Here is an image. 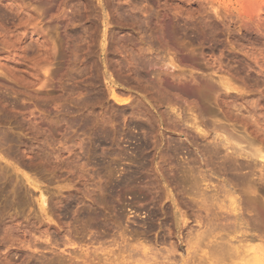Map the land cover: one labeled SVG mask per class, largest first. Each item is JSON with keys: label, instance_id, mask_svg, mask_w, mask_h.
<instances>
[{"label": "rangeland", "instance_id": "rangeland-1", "mask_svg": "<svg viewBox=\"0 0 264 264\" xmlns=\"http://www.w3.org/2000/svg\"><path fill=\"white\" fill-rule=\"evenodd\" d=\"M226 138L264 155V0H0V264H55L70 242L107 241L133 221L151 222L141 242L165 248L198 229L202 194L236 200L221 202L251 229L264 216V160L216 145ZM83 215L94 225L75 239ZM262 228L250 232L259 241L219 233L238 252L229 264L264 256Z\"/></svg>", "mask_w": 264, "mask_h": 264}, {"label": "bare ground", "instance_id": "bare-ground-1", "mask_svg": "<svg viewBox=\"0 0 264 264\" xmlns=\"http://www.w3.org/2000/svg\"><path fill=\"white\" fill-rule=\"evenodd\" d=\"M146 22V21H145ZM183 25V24H182ZM188 25H189V23H188ZM184 27V26H183ZM183 27L182 26H180V28H182L183 29ZM188 27V26H187ZM179 28V27H178ZM179 28V29H180ZM189 28V27H188ZM187 29V28H186ZM164 31H166V30H164ZM170 31V30H169ZM168 30H167V32H169ZM182 31V30H181ZM187 31H189V30H187ZM182 32H184V33H187V35H188V32H185V30L184 31H182ZM181 32V33H182ZM164 33V32H163ZM166 33V32H165ZM164 33V34H165ZM172 33V32H171ZM178 33H180V32H178ZM177 33V34H178ZM183 34V33H182ZM166 35V34H165ZM164 35V36H165ZM172 35V34H171ZM180 35V34H179ZM185 36V35H184ZM190 37V36H189ZM190 39H193L192 41H195V40H197V39H195L194 38V36H193V38H190ZM195 39V40H194ZM150 44V43H149ZM151 45V44H150ZM153 45V44H152ZM136 57V56H135ZM134 62H135V60H133ZM140 62H142V63H140ZM147 63H149V62H147ZM147 63L145 62H143L142 60L141 61H139V63H137V69H139L140 70V78H142V77H144V75H145V69H147L146 68V65H147ZM156 63V62H155ZM154 63V64H155ZM149 65H150V63H149ZM151 66V65H150ZM150 68V67H149ZM135 69V68H134ZM134 69H132V70H134ZM139 73V72H138ZM136 75L137 76H139L137 73H136ZM223 84H225V83H223ZM186 88V87H185ZM182 89L183 91H181V92H183V95L186 97V99L187 98H189V99H193V98H195V97H197V95H196V93L194 92V89H192L191 87V89H189V86L186 88V89ZM225 89L226 90H231V88H229L227 85H225ZM167 90V89H166ZM168 91H170V90H168ZM115 95V94H114ZM181 95V94H180ZM182 96V95H181ZM183 96V97H184ZM115 100H116V97H113ZM118 99V98H117ZM119 101H120V97H119ZM125 102V101H124ZM189 122V121H188ZM186 124H188V123H186ZM137 126V125H136ZM196 126H197V124H196ZM138 129H142V126L141 125H138ZM214 131V130H213ZM232 139V138H231ZM230 138H226V139H224V140H216V145L219 147H222V148H225V150H230L231 151V153H232V155H245L246 157H248V158H254V159H261V160H264V155H262V150L260 151V150H258V148L259 147H257V150H256V148H255V150L253 151V152H250V151H248L247 152V150L245 151L244 149H242V148H239V150H236L235 148H236V146H238V143H237V145L235 146V145H232L231 143H234V142H232V140H231ZM209 140V139H208ZM215 141V140H214ZM213 141V142H214ZM100 142V141H99ZM238 142V141H237ZM101 143V142H100ZM239 143H240V141H239ZM242 143V142H241ZM103 144V143H102ZM243 144V143H242ZM100 145V144H99ZM215 145V144H214ZM215 145V146H216ZM252 145V144H251ZM101 146V145H100ZM140 146L142 147V146H144V147H146V142L145 141H142L141 143H140ZM216 146V147H217ZM235 146V147H234ZM248 146V145H247ZM140 147V148H141ZM143 147V148H144ZM211 147V146H210ZM0 148H1V146H0ZM245 148V147H244ZM249 148V147H248ZM252 148H254V147H252ZM251 148V149H252ZM2 149V148H1ZM219 150V149H218ZM216 151V150H215ZM214 151V152H215ZM1 153H3V152H1ZM9 154V153H8ZM7 154V155H8ZM102 154V153H101ZM228 153H226V155H227ZM229 155H231V154H229ZM98 156V155H97ZM214 156V155H213ZM93 157V156H92ZM230 157V156H229ZM229 159V158H228ZM97 161V160H96ZM101 161H103V160H101ZM95 162V161H94ZM250 164V163H249ZM248 164V165H249ZM233 165V164H232ZM261 165V164H260ZM259 166V165H258ZM106 167V166H105ZM225 167V166H224ZM253 167H254V165H253ZM264 167V166H263ZM104 168V167H103ZM232 168V167H231ZM257 168H259V167H257ZM105 169V168H104ZM254 170H255V168H253ZM262 169V168H261ZM248 170H250V169H248ZM263 171V170H262ZM134 173V172H133ZM130 174H132V173H130ZM129 179V177H126V178H124V179H121V180H119V181H117V182H114V183H112V185H110L111 186V189L110 190H112V189H117V188H124L125 186V188H127V184H128V179ZM132 178V177H131ZM232 178V177H231ZM236 179L238 178L239 179V183H240V181H242V179L240 178V177H235ZM244 178H246V177H244ZM194 179V178H193ZM192 179V180H193ZM234 179V178H233ZM241 179V180H240ZM130 180V179H129ZM185 180V179H184ZM195 180V179H194ZM33 181V180H32ZM131 181V180H130ZM187 181V180H186ZM190 181V180H189ZM232 181H234V180H232ZM243 181H244V179H243ZM245 181H246V179H245ZM244 181V182H245ZM199 182V181H198ZM31 183V182H30ZM182 183V182H181ZM188 183V182H187ZM230 183H232V182H230ZM230 183H229V185H230ZM234 183H238L237 181L236 182H234ZM243 183V182H242ZM31 184H33L34 186L37 184L36 182H32ZM186 184V183H185ZM244 184V183H243ZM183 185V184H182ZM195 185V184H194ZM225 185V184H224ZM227 185V184H226ZM225 185V186H226ZM232 185H233V183H232ZM245 185V184H244ZM109 186V187H110ZM192 186V185H191ZM237 186V185H236ZM129 187V186H128ZM186 187V186H185ZM194 187H196V186H194ZM221 187H223V184L221 185ZM239 187V186H238ZM220 188V187H219ZM223 188H225V187H223ZM227 188H228V186H227ZM119 189H117V190H119ZM197 189V188H196ZM195 189V190H196ZM230 189V188H229ZM123 190V189H122ZM194 190V189H193ZM42 191V190H41ZM40 191V194H39V197H38V200H37V203H38V209L42 212V214H44V215H47L48 213H47V208H45V203H46V200H45V197H44V194L42 193ZM119 191H121V189L119 190ZM190 191H192V188H191V190ZM220 191H223V190H219V192ZM116 192V191H115ZM228 193V191L226 190V191H223L222 193ZM184 193H186V192H184ZM190 193V192H189ZM194 193H196V192H194ZM222 193H220V194H222ZM229 193H231L230 191H229ZM117 194H119V193H117ZM187 194V193H186ZM197 194V193H196ZM201 194V193H200ZM204 194H205V192H204ZM225 194V195H226ZM233 194V193H232ZM232 194H230V195H232ZM203 195V194H202ZM200 195L199 197L198 196H194V198H197V199H194L193 197V199H192V203L191 204H194V203H199V207H200V209L202 208L203 209V211H202V209L200 210L199 209V211L200 212H204L205 211V213L203 214V215H201V214H198V212H197V214L196 213H194V215H193V219H194V224L195 225H197L198 227V229H192V228H189L188 229V233L187 232H185V233H187V236L186 237H183V238H179L178 237V240L177 239H175L174 237V239L175 240H177V242H173V240L171 241V240H169L170 242H168L167 241V246L168 247H166V245H165V243L163 242V245H165V248H158L160 245H161V247H162V243H160V245L158 246V244H156L158 247H156V245H154V243H153V245H154V247L152 246V247H150L149 246V242L148 241H146V242H144V239H142L143 241L141 242L140 241V239L139 238H141V237H139V238H137L136 236H138V234L139 235H143L144 236V234L150 229V227L152 226L151 225V222H150V224L148 225V224H146V223H142V224H140V223H138V222H135V221H133L132 222V225L133 226H135V228L136 227H138L137 228V230H135V229H133V228H131V230H122V231H116V234L115 235H112L110 238H108V240L107 241H105L103 238H106V237H108V235L106 234V232L104 231V233L102 232L101 233V235L100 236H96V238L98 239V240H96V238H95V242H96V245L94 244V243H91V244H88V245H90V246H77V242H74L72 239H71V241H73V242H70V240L68 241V243L70 242V244H68L69 245V247L68 248H70V250L68 249V250H66V252L67 251H70L69 252V254H68V252H67V257H65V258H67V262L66 261H64L63 262V260H65V258L63 259V260H61L62 261V263H64V264H229V262H232V260L235 258V256H236V254H238V252H237V250L235 249L236 247L235 246H233L232 244V246L230 245V247H229V245H228V243H229V241H227L226 239H224L221 235H219V233L221 232V231H223V232H225V230H229V229H232V232H234L235 234H237V233H239L240 234V232L242 233V235H243V237L245 238V239H251L250 241H252V240H257L258 239V241H259V237H261V235H259V237L258 238H256V237H254V235H253V239L252 238H250V236H251V234H250V232L253 230H258L259 231V229H260V231H261V228H262V226L264 225H262V221H264V220H262L261 218L263 217V219H264V216H259L258 214H259V212L257 213V211H256V217H254L253 215V217H254V220L255 221H257L256 223H255V225H253V224H251V229H249L248 230V228H244L245 226H244V224L246 223H243V221L242 220H240L239 219V216H238V214H230L229 215V213H232V211L233 212H236L237 213V209H236V207H234L233 209H231L232 211H230V209L228 208V207H226V204H224L223 202V200L224 199H227L228 200V195H226V197H223V194H222V197H223V200L221 199V201H223V202H221L220 200L218 201L217 200V198H214V196H213V198L215 199V201H213L214 199L213 198H210V197H205V195ZM217 195V194H216ZM229 195V196H230ZM190 196V195H189ZM188 196V197H189ZM209 196V195H208ZM220 196V195H219ZM234 196V195H233ZM117 197V196H116ZM187 197V198H188ZM217 197V196H216ZM107 198V197H106ZM111 198V197H110ZM219 199H220V197H218ZM103 199V198H102ZM101 199V200H102ZM120 199V198H119ZM234 199V198H233ZM34 200V199H33ZM181 200V199H180ZM189 200H191V197H190V199ZM231 200V199H230ZM230 200H228L229 202H233V201H236V200H232V201H230ZM177 201V200H176ZM227 201V202H228ZM97 202V201H96ZM110 202V201H109ZM183 202V201H182ZM181 202V203H182ZM191 202V201H190ZM189 201L187 202L186 201V204H184V206H186L185 208H187L188 206H189V204H187V203H190ZM237 202V201H236ZM35 203V202H34ZM106 204V203H105ZM109 204V203H108ZM180 204V203H179ZM232 205H233V203H231ZM235 204V203H234ZM242 204V203H241ZM96 205V204H95ZM103 205V204H102ZM174 205H175V203H174ZM111 206V205H110ZM183 206V207H184ZM192 206H194L195 208H196V206H198L197 204H194V205H192ZM252 206V205H251ZM250 205H249V207H251ZM180 207V206H179ZM190 207V206H189ZM194 207L192 208V209H194ZM70 208V207H69ZM176 208H178V207H176ZM191 208V207H190ZM243 208V207H242ZM242 208L240 209V211L242 210ZM189 209V208H188ZM196 209H198V207L196 208ZM246 209H247V206H246ZM178 210V209H177ZM248 210H252L251 212L252 213H255V212H253V208H250V209H248ZM66 211H68L67 209H66ZM194 211V210H193ZM196 211H198V210H196ZM196 211H194V212H196ZM227 211H230V212H227ZM85 212V211H84ZM190 212H192V211H190ZM199 212V213H200ZM242 212V211H241ZM247 212V211H246ZM83 213V212H82ZM89 213V212H88ZM85 214V215H87L88 217H89V214ZM182 213V212H181ZM67 214V213H66ZM65 214V215H66ZM69 214V213H68ZM79 214V213H78ZM92 214V213H91ZM193 214V213H192ZM240 214V213H239ZM263 214V213H262ZM85 215H83V217L82 218H86V219H81V228L79 229V228H75V227H73L74 228V230H71L72 229V227H70L69 228V230H71V231H73L72 232V234L74 235V237H75V239H77V238H79V237H81V236H78L77 237V235H79L78 234V231H83L84 230V228H85V226L86 225H88L87 224V222H85L86 220L88 221L89 219H88V217L87 216H85ZM98 215V214H97ZM233 215V216H232ZM260 215H261V213H260ZM80 216V215H79ZM78 216V217H79ZM85 216V217H84ZM93 216V215H92ZM179 216V215H178ZM251 216V217H252ZM68 217V216H67ZM76 218H78L77 216H75ZM81 217V216H80ZM94 217V216H93ZM98 217V216H97ZM166 217V216H165ZM183 217V216H182ZM184 217H186V214L184 215ZM242 217H244L243 215L241 216V219H243ZM91 218V217H90ZM142 218H144V217H142ZM179 218H180V216H179ZM178 218V219H179ZM187 218V217H186ZM190 218H192V217H190ZM247 218V217H246ZM182 219H184V218H182ZM76 220V219H75ZM80 220V219H79ZM78 220V221H79ZM118 220V219H117ZM124 220V219H123ZM180 220H181V218H180ZM180 220H178V222L180 221ZM186 220L187 219H185V221H181V224L180 225H184L185 226V224H186ZM244 220V219H243ZM251 220V219H250ZM250 220H249V222H250ZM252 220H253V218H252ZM251 220V221H252ZM262 220V221H261ZM54 221V220H53ZM95 221V220H94ZM94 221H92V222H94ZM189 221V223L191 222L190 220H188ZM245 221V220H244ZM261 221V222H260ZM2 222V221H1ZM88 222H91V221H88ZM92 222H91V224H92ZM103 222V221H102ZM130 222V221H129ZM247 222H248V218H247ZM254 222V221H253ZM126 223V222H125ZM188 223V222H187ZM252 223V222H251ZM257 223H261L260 225L261 226H259V224H257ZM264 223V222H263ZM104 224V223H103ZM127 224H128V221H127ZM247 224V223H246ZM249 224V223H248ZM5 225V224H4ZM73 225V224H72ZM93 225H94V223L91 225L92 227L91 228H93ZM121 225V224H120ZM166 225V224H165ZM183 225H182V227H183ZM250 225V224H249ZM249 225H247V226H249ZM253 225V226H252ZM256 225H258L259 227H257ZM71 226V225H70ZM146 226L149 228L147 231H144V228H146ZM90 227V226H89ZM127 227V226H126ZM126 227H124V229L126 228ZM189 227V226H188ZM130 227H128V229H129ZM166 228V227H165ZM169 228V227H168ZM185 228H187V227H185ZM259 228V229H258ZM78 229V230H77ZM88 229V228H87ZM90 229V228H89ZM138 229H143L142 231H140V230H138ZM147 229V228H146ZM145 229V230H146ZM183 229V228H182ZM181 229V230H182ZM264 229V226H263V228H262V230ZM4 230V229H3ZM217 230H219V231H217ZM256 230V231H257ZM9 231V230H8ZM71 231H68V232H71ZM88 231V230H87ZM85 232V230H84V232L85 233H88V232ZM92 231V230H91ZM186 231V230H185ZM252 231V232H253ZM2 232V235H3V233H4V231H1ZM94 232V231H93ZM251 232V233H252ZM6 233V232H5ZM9 233V232H8ZM80 233V232H79ZM91 233V232H90ZM97 233V232H96ZM148 233V232H147ZM146 233V234H147ZM227 233V232H226ZM259 233V232H258ZM71 234V236H73ZM100 234V233H99ZM104 234H106V236L105 237H103V235ZM168 234V233H167ZM222 234V233H221ZM234 234V235H235ZM253 234V233H252ZM2 235L0 234V236L2 237ZM6 235V234H5ZM10 235V234H9ZM69 235V234H68ZM88 235V234H87ZM170 235V234H169ZM181 235V234H180ZM225 235H227V234H225ZM233 235V236H234ZM241 235V234H240ZM242 235H241V237H242ZM4 236V235H3ZM148 236V235H147ZM146 236V237H147ZM163 236V235H162ZM165 236H167V235H165ZM164 236V237H165ZM174 236V235H173ZM263 236L264 235H262V238H263ZM77 237V238H76ZM90 237V236H89ZM94 236L92 235V238H93ZM99 237V238H98ZM145 237V236H144ZM150 237V236H149ZM227 237H229V236H227ZM4 238V237H3ZM6 239H7V236L5 237ZM69 238H71V237H69ZM68 238V239H69ZM87 238V237H86ZM91 238V237H90ZM159 238V237H158ZM162 238V237H161ZM230 238V237H229ZM240 238V237H239ZM262 238H260L261 240L260 241H262L263 242V240H262ZM80 239V238H79ZM99 239H103V240H99ZM147 239H148V237H147ZM164 239V238H163ZM162 239V240H163ZM167 239H169V238H167ZM167 239H165L164 241H166ZM231 239H233V237L231 238ZM85 240V239H84ZM92 241H94L93 239H91ZM161 240V241H162ZM237 239L235 238V241H236ZM92 241H90V242H92ZM234 241V242H235ZM249 241V240H248ZM81 242V241H80ZM89 242V243H90ZM132 242H134V243H132ZM232 242V241H231ZM257 242V241H256ZM261 242V243H262ZM47 243V242H46ZM157 243V242H156ZM260 243V244H261ZM51 244V243H50ZM94 244V245H93ZM105 244H107V245H105ZM147 244V245H146ZM150 244H152V243H150ZM257 244V243H256ZM262 245H264V242H263V244ZM240 246V245H239ZM258 246H259V242H258ZM60 247V246H59ZM260 248H262L261 246H259ZM263 250H264V248H262ZM262 249H260V252H263V250ZM7 250V249H6ZM7 251H9V250H7ZM60 252H61V250H59ZM246 251H248L247 249H246ZM245 251V252H246ZM250 251V250H249ZM248 251V252H249ZM57 252V251H56ZM64 253V252H63ZM247 253V252H246ZM255 253H257L255 256H248L247 258L248 259H246V260H243L244 261V263L243 264H251V261L253 262V260H255L256 262H258L259 264H264V256H259L258 255V253H259V251L258 250H256L255 249ZM60 254V253H59ZM248 254H250V253H248ZM11 255V254H10ZM241 255V254H240ZM65 256V255H64ZM245 256V255H244ZM12 257V256H11ZM49 257H50V255H49ZM57 258H58V256H56ZM2 258H3V260L4 261H7L8 260V258H9V254L6 252V253H4L3 255H2ZM59 258L60 259H62L63 258V256H59ZM246 258V257H245ZM51 259V258H50ZM60 259H56L57 261L58 260H60ZM240 259V258H239ZM252 259V260H251ZM44 260V259H43ZM242 260V259H241ZM52 261V260H51ZM61 261L59 262H57L58 264H60L61 263ZM248 261L250 262V263H248ZM8 262V261H7ZM53 262V264H54V262H56L55 260L54 261H52ZM66 262V263H65ZM255 262V263H256ZM9 263V262H8ZM47 263V262H46ZM57 263H55V264H57ZM61 263V264H62ZM237 263V262H236ZM254 263V262H253ZM44 264H45V262H44Z\"/></svg>", "mask_w": 264, "mask_h": 264}]
</instances>
